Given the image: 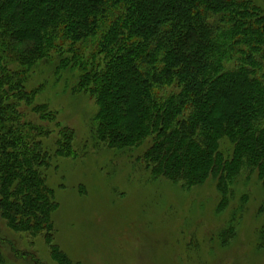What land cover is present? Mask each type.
I'll list each match as a JSON object with an SVG mask.
<instances>
[{"label":"trees","instance_id":"obj_1","mask_svg":"<svg viewBox=\"0 0 264 264\" xmlns=\"http://www.w3.org/2000/svg\"><path fill=\"white\" fill-rule=\"evenodd\" d=\"M57 59L54 73L79 71L75 89L97 102V145L149 139L140 160L156 178L185 188L213 178L223 199L242 172L264 185V3L0 0V208L10 225L50 226L43 167L52 150L74 152L68 128L46 140L53 113L36 102L44 82L32 84Z\"/></svg>","mask_w":264,"mask_h":264},{"label":"rangeland","instance_id":"obj_2","mask_svg":"<svg viewBox=\"0 0 264 264\" xmlns=\"http://www.w3.org/2000/svg\"><path fill=\"white\" fill-rule=\"evenodd\" d=\"M56 64L40 63L32 84L44 82L36 102L53 113L46 140L55 144L58 128H68L74 152L52 150L43 167L55 202L49 227L19 229L0 208L4 264H264L257 171L242 172L224 199L213 178L190 188L156 178L140 160L149 139L131 149L96 144L97 102L75 89L79 71L55 74Z\"/></svg>","mask_w":264,"mask_h":264}]
</instances>
